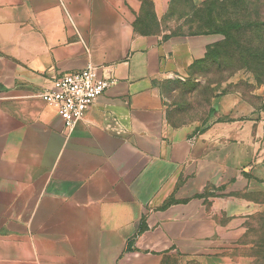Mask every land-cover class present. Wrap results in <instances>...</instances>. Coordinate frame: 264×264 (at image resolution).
I'll list each match as a JSON object with an SVG mask.
<instances>
[{
	"label": "crops",
	"instance_id": "obj_1",
	"mask_svg": "<svg viewBox=\"0 0 264 264\" xmlns=\"http://www.w3.org/2000/svg\"><path fill=\"white\" fill-rule=\"evenodd\" d=\"M172 1L0 0V264H234L221 233L256 204L202 197L218 164L160 93L222 38L173 35ZM87 66L114 84L68 131L39 95Z\"/></svg>",
	"mask_w": 264,
	"mask_h": 264
},
{
	"label": "rangeland",
	"instance_id": "obj_2",
	"mask_svg": "<svg viewBox=\"0 0 264 264\" xmlns=\"http://www.w3.org/2000/svg\"><path fill=\"white\" fill-rule=\"evenodd\" d=\"M211 1L174 0L162 26L173 35L184 36L222 29L226 16L217 9L222 0L207 8L210 14L205 5ZM251 2V9L258 6L264 9V0ZM261 15L264 17V10ZM244 37L246 41L241 40ZM238 40L243 41L240 45L248 42L247 51L231 45L216 48L212 45L206 61L194 64L183 81L174 80L161 86L160 93L170 126L191 127L192 139L200 137L204 142L202 151L207 163L211 167L218 164L219 185L217 188L207 185L202 197H212L210 190L238 184L234 196L256 204V212L242 217L238 228L221 233L232 263L264 264V60H260L264 59V47L248 30ZM182 185L184 182L178 179L172 187L176 191ZM184 202L170 196L164 198L160 208ZM225 223L226 220L218 219V224ZM133 226L129 246L147 230L146 224Z\"/></svg>",
	"mask_w": 264,
	"mask_h": 264
},
{
	"label": "built area",
	"instance_id": "obj_3",
	"mask_svg": "<svg viewBox=\"0 0 264 264\" xmlns=\"http://www.w3.org/2000/svg\"><path fill=\"white\" fill-rule=\"evenodd\" d=\"M113 84V79L101 77L96 68L87 66L55 77L50 89L39 97L56 111L66 130L72 131L86 110Z\"/></svg>",
	"mask_w": 264,
	"mask_h": 264
},
{
	"label": "trees",
	"instance_id": "obj_4",
	"mask_svg": "<svg viewBox=\"0 0 264 264\" xmlns=\"http://www.w3.org/2000/svg\"><path fill=\"white\" fill-rule=\"evenodd\" d=\"M174 1V0H173ZM172 1V2H173ZM216 0H213L206 4V12H209L207 8L210 6L213 2ZM251 0H222L219 7L217 6V9L222 13V15H225L223 21V27L220 30L213 29L212 32L209 33H203L200 35H221L223 36V40L219 42L218 44H215L212 46V48L216 47H226L230 46L235 47L237 50H244L247 51V48L245 45H247L248 42H244V45H240L239 42L246 41V37L242 38L239 41L238 38L246 34V30L248 32L252 33L253 35L257 36V40L260 41V46L262 45L264 47V17L261 15L262 9L261 7H255L251 9ZM150 7V5H148ZM211 14V12H209ZM256 13V16H253V14ZM181 35V34H180ZM209 48L207 49V53L205 58L202 61L195 62L196 63H202L207 60L208 54H209ZM258 52H262L260 49H257ZM256 52V55L259 56V53ZM259 60V59H258ZM260 60H264L260 58ZM193 64V65H194ZM192 65V66H193ZM191 66V67H192ZM264 66V65H263Z\"/></svg>",
	"mask_w": 264,
	"mask_h": 264
}]
</instances>
